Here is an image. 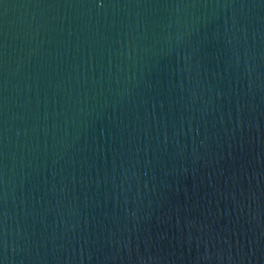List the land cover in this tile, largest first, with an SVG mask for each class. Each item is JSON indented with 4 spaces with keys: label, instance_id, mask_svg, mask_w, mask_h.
I'll return each instance as SVG.
<instances>
[{
    "label": "water",
    "instance_id": "95a60500",
    "mask_svg": "<svg viewBox=\"0 0 264 264\" xmlns=\"http://www.w3.org/2000/svg\"><path fill=\"white\" fill-rule=\"evenodd\" d=\"M0 264H264V0H0Z\"/></svg>",
    "mask_w": 264,
    "mask_h": 264
}]
</instances>
